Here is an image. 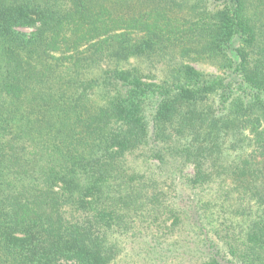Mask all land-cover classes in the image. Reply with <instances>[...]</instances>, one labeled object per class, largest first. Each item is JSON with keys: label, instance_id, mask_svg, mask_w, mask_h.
I'll list each match as a JSON object with an SVG mask.
<instances>
[{"label": "trees", "instance_id": "obj_1", "mask_svg": "<svg viewBox=\"0 0 264 264\" xmlns=\"http://www.w3.org/2000/svg\"><path fill=\"white\" fill-rule=\"evenodd\" d=\"M166 263L264 264V0H0V264Z\"/></svg>", "mask_w": 264, "mask_h": 264}, {"label": "rangeland", "instance_id": "obj_2", "mask_svg": "<svg viewBox=\"0 0 264 264\" xmlns=\"http://www.w3.org/2000/svg\"><path fill=\"white\" fill-rule=\"evenodd\" d=\"M195 66L200 69V70H204V71H215V67L213 66H209V65H204L201 63H195ZM184 260V258H183ZM167 264V263H166ZM169 264V263H168Z\"/></svg>", "mask_w": 264, "mask_h": 264}]
</instances>
